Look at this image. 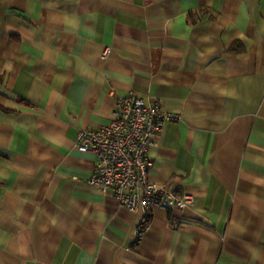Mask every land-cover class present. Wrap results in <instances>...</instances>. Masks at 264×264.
Wrapping results in <instances>:
<instances>
[{"label": "crops", "instance_id": "0c3cea01", "mask_svg": "<svg viewBox=\"0 0 264 264\" xmlns=\"http://www.w3.org/2000/svg\"><path fill=\"white\" fill-rule=\"evenodd\" d=\"M129 93L177 115L148 177L193 199L139 239L75 148ZM0 264H264V0H0Z\"/></svg>", "mask_w": 264, "mask_h": 264}, {"label": "built area", "instance_id": "2783aa9c", "mask_svg": "<svg viewBox=\"0 0 264 264\" xmlns=\"http://www.w3.org/2000/svg\"><path fill=\"white\" fill-rule=\"evenodd\" d=\"M115 105V118L98 129L79 131L75 148L95 157L86 180L88 187L103 195L111 191L119 205L141 211L135 235L139 239L153 208L183 209L191 206L193 199L176 184L157 185L148 177L151 162L147 152L154 145V136L177 115L132 93L118 97Z\"/></svg>", "mask_w": 264, "mask_h": 264}]
</instances>
